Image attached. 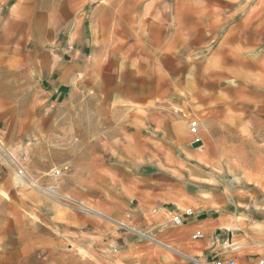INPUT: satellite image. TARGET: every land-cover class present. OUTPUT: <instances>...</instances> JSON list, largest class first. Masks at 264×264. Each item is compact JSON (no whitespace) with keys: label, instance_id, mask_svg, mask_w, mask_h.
Segmentation results:
<instances>
[{"label":"crops","instance_id":"1","mask_svg":"<svg viewBox=\"0 0 264 264\" xmlns=\"http://www.w3.org/2000/svg\"><path fill=\"white\" fill-rule=\"evenodd\" d=\"M259 1L0 0V142L83 207L0 165V264H77L62 234L102 264L264 258V182L224 161L228 133L264 145Z\"/></svg>","mask_w":264,"mask_h":264},{"label":"rangeland","instance_id":"2","mask_svg":"<svg viewBox=\"0 0 264 264\" xmlns=\"http://www.w3.org/2000/svg\"><path fill=\"white\" fill-rule=\"evenodd\" d=\"M257 3H261V1H259V0H253V4H257ZM256 106H258V105H256ZM52 114H53V111H48V108H47V120H48V122H47V126H46V134L47 135H50L51 138L53 137V134H54V126H53V122H52V119H53ZM247 115L249 117H253L254 119H260V118H262V116L264 117V115H262V114H256V110H254V111H248L247 112ZM48 117H50V118L48 119ZM193 120L197 121L195 118H193V119L191 118L190 119V122L193 121ZM261 130H262V125H260V124L254 125L251 128L252 133H249L248 135H250V136H252L251 134L259 135ZM245 135H247V134H240V133H238V134H234V133H228V134H226L227 140H229V141L232 140L233 141V145L235 146V149L234 150L236 152V155H235V160H233L235 162H233V161L230 162L227 159L224 160V161L227 162V163H230L229 165L233 164L235 166H238V168H240L241 164H243V165H245V164L251 165L252 164L251 165L252 166V170H254L255 172H258L259 173L258 176L261 177V179L264 182V151H262V148L264 147V145H258L256 143L250 142L249 141L250 140L249 138H247V139L244 138ZM2 145H4L3 147L6 149V151L8 150V153L9 154H11L12 156H14L16 158L22 159L23 161H26L25 160V159H27L26 158V154L19 155L18 156V155H16L13 152V150H10V148L8 147L9 145H7V144H5L3 142H2ZM10 145L13 146V147H20L22 144H10ZM30 145H37V144H30ZM50 146H53L52 141L50 143ZM1 152L8 159L6 160V158H4L1 155V153H0V157H2V158H0V162H1L0 165L3 166L4 168H6V170L8 169V170L13 171L12 169H14V167L12 165V159L10 158V156L8 155V153L6 154V152H4L2 150H1ZM255 156L257 158H255ZM32 161L35 164H37V162H36L37 159L36 158H33ZM18 162H20V161H18ZM54 170H60V169L53 168V172H54ZM63 170H68V168L65 167V169L63 168ZM15 175H16V172H15ZM238 175L240 177H242L241 174H238ZM256 177L257 176L254 175V178H256ZM14 179H15V176H14ZM16 184H17V182H16ZM37 184L41 188H47V189L48 188H51V187L52 188H56L54 185L44 186V185H42L39 182H37ZM18 187L19 188L23 187V188H26V189L27 188H30L28 186H21V187L18 186ZM56 190H57V188H56ZM39 191H41L42 193H44V190H41L40 189ZM57 192H58V190H57ZM45 196H47V195H45ZM64 197H66V196H64ZM67 200H69V199H67ZM67 200H65L64 198L63 199L62 198L59 199V201H61L62 204H64V203L67 204L68 203L67 205L71 206V208H75L76 207L78 210H81L82 205L77 204V206H76L73 201H71V200L67 201ZM56 236H58V235L57 234H54L53 235L54 241H58V238H56ZM62 237L63 238H66V239H63L64 242H62V244H61L62 245V248H63V251L70 252V249H73V251L75 253H77V257H78L77 264H102L101 261H99L96 256L89 255L88 253H86L84 250L81 249L83 247L77 245L76 243L71 242L70 241V238H69L70 237V234H62ZM56 245L58 246L59 244H56ZM49 249H50V247L47 246V251H49ZM47 253H49V252H47ZM48 259L49 258L45 259L46 264H48ZM52 264H70L69 256H63V259L62 260H58L57 257H55V258H53Z\"/></svg>","mask_w":264,"mask_h":264},{"label":"built area","instance_id":"3","mask_svg":"<svg viewBox=\"0 0 264 264\" xmlns=\"http://www.w3.org/2000/svg\"><path fill=\"white\" fill-rule=\"evenodd\" d=\"M197 129H198V125H197V121L193 120L190 122V132L192 135H196L197 134ZM196 141H200L199 139H196ZM12 159V162L14 164V167L16 168L15 172L21 176V170L20 168H22V164L20 162H18V160L16 159ZM22 166V167H21ZM24 169V167H23ZM65 169V168H64ZM25 170V169H24ZM26 171V170H25ZM63 171V169H60V170H54L53 174L54 176L58 177L61 175V172ZM24 176V179L22 182L25 183L26 186L30 187V188H35L38 184L36 182L35 179H33L29 174L28 172L26 171V175L22 174ZM81 210H83V207L81 208ZM193 213H192V210L191 209H188L185 211L184 215L185 216H191ZM174 223L177 224V225H180L183 223V219L180 217V216H176L174 217L173 219ZM201 237V233L200 232H197L196 234H194L193 238L194 239H197V238H200ZM191 262L193 264H237V262L234 260V259H227V260H223V259H216V260H213V261H201V260H198V259H191ZM255 264H264V258L259 260L258 262H256Z\"/></svg>","mask_w":264,"mask_h":264},{"label":"bare ground","instance_id":"4","mask_svg":"<svg viewBox=\"0 0 264 264\" xmlns=\"http://www.w3.org/2000/svg\"><path fill=\"white\" fill-rule=\"evenodd\" d=\"M1 150L2 151H4V152H6V153H8L6 150H5V148L3 147V145L1 144V142H0V153H1V155L4 157V158H6V160L8 159L7 157H5V155L1 152ZM10 156V158H13V159H15L14 157H12L11 155H9ZM8 162V161H7ZM10 165V164H9ZM12 165H13V167H14V164H13V162H12ZM22 167V166H21ZM14 169L16 170V168L14 167ZM20 170L22 171L21 172V176L19 175V173L17 174L16 173V175H15V182H17V186H26L25 185V183L24 182H22L23 181V179H24V176L22 175V174H24V175H26V171L23 169V167L22 168H20ZM33 189H35L36 191H39L40 189L41 190H44V195H47L50 199H52V200H54V201H56V202H59V203H62L61 201H59V199L60 198H64L65 200H67V199H69V198H66V197H64V196H62L61 194H59L58 192H57V190H56V188H41V187H39L38 185L35 187V188H33ZM40 192V191H39ZM42 193V192H41ZM70 200V199H69ZM69 200H67V201H69ZM87 211V210H86ZM132 231V230H131Z\"/></svg>","mask_w":264,"mask_h":264}]
</instances>
